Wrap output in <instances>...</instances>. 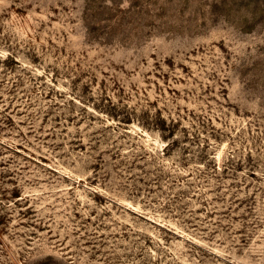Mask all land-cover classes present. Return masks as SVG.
Instances as JSON below:
<instances>
[{"label":"rangeland","instance_id":"1","mask_svg":"<svg viewBox=\"0 0 264 264\" xmlns=\"http://www.w3.org/2000/svg\"><path fill=\"white\" fill-rule=\"evenodd\" d=\"M0 264H264V0H0Z\"/></svg>","mask_w":264,"mask_h":264}]
</instances>
